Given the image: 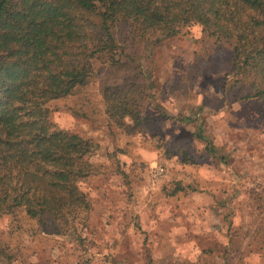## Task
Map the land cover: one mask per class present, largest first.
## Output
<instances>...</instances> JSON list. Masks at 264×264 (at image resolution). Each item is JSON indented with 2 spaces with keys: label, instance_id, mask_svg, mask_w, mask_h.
Instances as JSON below:
<instances>
[{
  "label": "rangeland",
  "instance_id": "374dc122",
  "mask_svg": "<svg viewBox=\"0 0 264 264\" xmlns=\"http://www.w3.org/2000/svg\"><path fill=\"white\" fill-rule=\"evenodd\" d=\"M130 56L137 66H99L47 103L56 128L93 144L77 181L85 217L61 237L21 212L0 217V264H264V107L233 82L228 41L190 24ZM124 79L142 86L140 122L117 126L100 88ZM159 163L165 173L151 181Z\"/></svg>",
  "mask_w": 264,
  "mask_h": 264
},
{
  "label": "trees",
  "instance_id": "16d2710c",
  "mask_svg": "<svg viewBox=\"0 0 264 264\" xmlns=\"http://www.w3.org/2000/svg\"><path fill=\"white\" fill-rule=\"evenodd\" d=\"M190 24L228 41L233 82L264 107V0H0V217L21 212L45 235L76 229L89 209L77 181L93 144L56 128L47 103L85 86L99 66H137L127 48ZM100 90L108 120L140 122V83Z\"/></svg>",
  "mask_w": 264,
  "mask_h": 264
},
{
  "label": "built area",
  "instance_id": "2783aa9c",
  "mask_svg": "<svg viewBox=\"0 0 264 264\" xmlns=\"http://www.w3.org/2000/svg\"><path fill=\"white\" fill-rule=\"evenodd\" d=\"M165 173V167L161 163L149 167L148 174L151 181H157Z\"/></svg>",
  "mask_w": 264,
  "mask_h": 264
}]
</instances>
